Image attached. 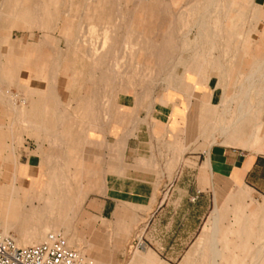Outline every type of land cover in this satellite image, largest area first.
<instances>
[{"label": "rangeland", "instance_id": "rangeland-1", "mask_svg": "<svg viewBox=\"0 0 264 264\" xmlns=\"http://www.w3.org/2000/svg\"><path fill=\"white\" fill-rule=\"evenodd\" d=\"M0 13V192L6 193L10 183L15 182L13 194L21 199L20 206H26L28 210L34 207L38 214L53 203L47 195L39 193L38 188L43 186L41 182L48 178L53 180L48 185L55 187L56 178L60 177L63 179L60 189L65 188L71 200L67 214L72 211V217H56L58 221L52 223L53 226L36 230L17 228L0 221V232L6 234L8 230V235L21 247L37 245L53 232L61 234L68 246L81 251L83 256L97 258L91 256L90 250L86 251L85 244L80 242V236L88 238L90 226L94 224L84 212L86 193L79 171L81 160L85 167L89 160L84 153L89 145L86 140L89 134L85 132L89 111L87 82L96 83L93 88L106 100L102 108L101 102H95L99 113L109 108L110 95L115 94L125 81L141 82L145 84L141 87L150 89L161 77L164 82H170L172 77L175 81L184 74L188 79L192 78L191 74L200 77L202 65L208 64L210 71L219 73L224 82H231V85L225 99L219 105H211L207 142H223L230 135L226 131L231 125L251 118L257 121L254 142H261L264 65L258 66L264 59V9L255 7L252 0H0ZM241 24V32L250 34L247 37L237 32ZM223 30L233 36L224 37ZM234 35L241 40L242 47L233 54L228 50L233 46ZM31 39L34 50L50 46L52 53L47 56L51 61L48 64L46 57L40 66L43 71L36 69L26 73V65L34 69L39 66L40 53L35 54L34 59H28L17 54L14 48L18 52L25 51L26 41L31 42ZM219 39L226 46L225 52L220 50L223 47L216 46L209 54V47L202 46L203 53H194V47L198 45L210 44L214 48ZM58 57L64 61L62 64ZM245 57L249 65L246 69L228 68L235 60L241 66ZM219 62L222 65H218ZM199 84V80L195 81L190 89L196 92ZM133 86L136 84L127 87L132 89ZM187 86L183 84L179 88L186 91ZM165 87L169 89L170 85ZM75 93L78 100L71 99ZM99 119L97 117V121ZM205 119L208 118L205 116ZM247 139L248 135L235 144L246 146ZM42 143L46 146L44 151L53 155L46 157L47 164L42 171L41 165L32 168L18 162L25 147L34 150L36 144ZM83 183L87 192L88 180ZM246 195L240 204L229 202L220 209V239L226 238L229 250L224 251L226 258L219 264H249L255 253V237L249 239L246 252L232 247L238 242L240 205L246 206L247 214H253L252 219L264 223V199L249 192ZM80 196L82 199L78 200ZM212 214L197 242L210 236ZM136 236L140 238L141 232L138 231ZM132 244L125 247L122 264L142 254ZM197 244L190 246L174 264H181ZM203 247V256L207 257L208 246ZM150 252L162 264H168ZM231 256L244 260L233 261ZM197 261V264L201 263V260ZM96 264L101 263L98 260ZM253 264H259V258Z\"/></svg>", "mask_w": 264, "mask_h": 264}, {"label": "crops", "instance_id": "crops-1", "mask_svg": "<svg viewBox=\"0 0 264 264\" xmlns=\"http://www.w3.org/2000/svg\"><path fill=\"white\" fill-rule=\"evenodd\" d=\"M252 4L264 9V0H252ZM242 27L241 24L237 32L246 37L250 35L242 33ZM223 32L224 37L233 36L231 32ZM234 36L228 53L234 54L242 47L241 40ZM33 43L32 39L26 41L23 52L14 48L17 54L28 59H34V55L40 53L39 66L34 69L26 65V73L36 69L43 71L40 66L46 57L48 64L51 61L47 56L52 53L50 46L34 50ZM202 46L209 47V54L216 46L223 47L220 49L222 53L227 50L219 39L214 48L210 44L198 45L194 47V53H203ZM57 52L63 53V50ZM243 61L240 66L235 60L232 66V63L228 64V68L246 69V65L249 67L246 57ZM63 62L60 60L59 64ZM223 65L227 66L226 62ZM210 69L208 64L202 65L200 77L191 74L190 79L185 74L176 77L175 81L172 77L170 82H164L162 77L153 78L158 79V83L150 89L141 87L144 84L141 82L125 81L115 94L110 95L109 108L99 113L95 102H101L99 106L104 107V96L93 88L96 83H85L89 96L88 129L85 130L89 134L86 137L89 145L84 153L89 160L88 167H85L84 160H81L84 158L79 157V171L86 193L84 212L94 224L90 226L88 238L79 236L86 251L90 250L91 256L97 257L90 259L99 260L101 264H122L125 247L139 240L136 233L140 231V240L149 251L135 260L130 258L126 264H162L150 250L166 263L174 264L195 243L198 244L181 264H197V259L201 260L199 264H212V261L219 264L226 258L224 251L229 250L226 238L220 239V209L225 203L240 204L248 192L264 199V109L260 120V144L254 142L257 121L252 118L241 120L223 142L208 143L211 105H219L231 85ZM198 80L200 84L196 92L192 91L190 86ZM133 84L136 86L128 88ZM183 84L189 85L186 91L179 88ZM166 85L170 88L167 89ZM71 99L78 100L77 93ZM97 117H100L99 121ZM246 135L249 136L246 146L235 144L244 140ZM45 147L44 143L36 144L34 150L25 147L18 162L32 168L41 165L42 171L47 164L46 157L53 156L44 151ZM84 180H88L87 192ZM49 188L55 187L48 185V191ZM245 209L246 206L240 205L238 242L232 247L246 252L249 239L255 237V253L249 264L258 258L259 264H264V241L259 240L264 239V223L252 219L253 214H247ZM210 214L211 234L197 242ZM203 245L208 246L207 257L203 256ZM230 258L244 260L235 256Z\"/></svg>", "mask_w": 264, "mask_h": 264}, {"label": "bare ground", "instance_id": "bare-ground-1", "mask_svg": "<svg viewBox=\"0 0 264 264\" xmlns=\"http://www.w3.org/2000/svg\"><path fill=\"white\" fill-rule=\"evenodd\" d=\"M211 4V3H210ZM232 6V5H231ZM230 6V7H231ZM3 7V6H2ZM241 9V8H240ZM1 14V13H0ZM3 16V15H2ZM19 22V21H18ZM33 22V21H32ZM21 23V22H19ZM205 28V27H204ZM201 33V32H200ZM207 36V35H206ZM202 37V36H200ZM204 38V37H203ZM202 38V39H203ZM198 41V40H197ZM197 45V44H196ZM245 46V45H244ZM247 47V46H246ZM245 48V47H244ZM251 49V48H250ZM259 49V47H258ZM242 50V49H241ZM260 50V49H259ZM246 53V52H245ZM239 54V53H237ZM262 54V53H261ZM248 55V54H247ZM243 57V54H242ZM260 57V56H259ZM240 58V57H239ZM251 58V57H250ZM242 59V58H241ZM240 59V60H241ZM252 59V58H251ZM238 60V59H237ZM257 60V59H256ZM260 62V61H259ZM214 64V63H213ZM216 64H214L215 66ZM264 65V59L260 62L258 67H261ZM217 66V65H216ZM200 72V71H199ZM227 74V73H226ZM235 75V74H234ZM238 77V75H237ZM264 77V76H263ZM174 80V79H173ZM237 82V81H236ZM235 82V83H236ZM199 83V82H198ZM264 93V92H263ZM50 98V97H49ZM238 125V122H235L233 125H231L226 132V134H231V132L236 128ZM13 179V178H12ZM63 179L55 181V188H49L48 191V183H51L52 181L45 180L44 183L41 182L40 188H38L39 193L47 195L51 201L53 202L51 206L48 208L45 207V211H39L37 214L34 211V207H32L30 210L26 209L25 207L20 206L21 199L17 196L15 197L13 193H15L14 186L16 185L15 182L12 181L10 185L6 188V193L0 194V221H5L6 223H11L14 227L17 228H25V229H35L40 227H48L53 226L52 223L58 221V218L56 220V217L59 216H71L72 211H69V207L71 205L70 198L66 195L68 193L65 188L60 189V185L62 183ZM82 199L81 196L78 197V200ZM78 203V201H76ZM76 203V204H77ZM26 205V202H25ZM41 209V208H40ZM55 212V213H54ZM72 217V216H71ZM67 219V217H66ZM66 219H63L64 222H66ZM68 221V220H67ZM1 223V222H0ZM21 230V229H20ZM34 232V231H33ZM8 235V230L5 232ZM3 234V233H2ZM4 234V235H6ZM30 235V234H28ZM13 238V237H12ZM14 242L18 247H21L17 244L15 239L13 238ZM140 240V238H139ZM36 242V241H35ZM30 244V243H28ZM76 250V249H75ZM79 253L82 254L81 251L77 250ZM149 251V248L145 245H142V249H140V252L143 254H146ZM83 255V254H82Z\"/></svg>", "mask_w": 264, "mask_h": 264}, {"label": "built area", "instance_id": "built-area-1", "mask_svg": "<svg viewBox=\"0 0 264 264\" xmlns=\"http://www.w3.org/2000/svg\"><path fill=\"white\" fill-rule=\"evenodd\" d=\"M134 249H142L146 244L141 240L133 242ZM131 245V247H133ZM0 264H96L77 250L68 246L59 233H48L43 242L18 247L12 236L0 232Z\"/></svg>", "mask_w": 264, "mask_h": 264}]
</instances>
